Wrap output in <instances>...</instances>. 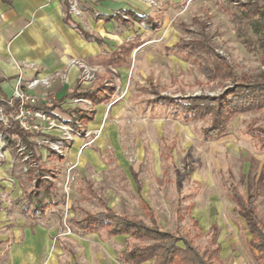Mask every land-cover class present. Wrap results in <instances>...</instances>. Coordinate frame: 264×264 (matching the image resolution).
Instances as JSON below:
<instances>
[{
	"label": "rangeland",
	"instance_id": "obj_1",
	"mask_svg": "<svg viewBox=\"0 0 264 264\" xmlns=\"http://www.w3.org/2000/svg\"><path fill=\"white\" fill-rule=\"evenodd\" d=\"M245 2L204 0L194 12L153 19L158 25L155 30L145 31L139 22L124 30L113 26L100 35L104 41L99 52L84 59L70 58L74 63L68 60L64 68L40 75L51 81L48 88L34 90L40 102L49 103L57 94L54 86L60 83V90L69 89L66 79L71 66L77 70L80 88L104 84L109 97L97 104L84 97L67 98L45 118L30 120L40 133L32 139L36 153L44 166L54 170L53 194L44 201L48 202L44 215L25 210L33 206V200L26 201L25 196L34 188L27 172L29 152L19 151L15 137L7 140V183L0 192V205L8 218L0 223L4 234L0 264H122L118 253L125 246V235L82 232L71 221L103 210L101 201L145 221L150 208L169 230L190 227L193 231L190 219L195 217L204 233L196 239L201 246L214 223L225 263L258 264L248 245L251 235L227 186L234 183L243 194H254L264 221V150L247 133L251 126L264 127V108L234 115L225 134L204 139L201 130L209 125V115L185 119L171 105L152 102L158 96H220L234 85L231 79L205 78L198 63L204 60L211 66L212 56L203 51L200 59L187 55L175 47L181 38L204 40L207 36V43L225 57L238 77L264 70L260 34L253 30L252 19L240 14ZM258 4L264 6V0ZM78 20L87 26L82 15ZM5 61L18 69L11 97L21 80L23 60L8 56ZM27 63L33 72L41 70L36 63ZM74 107L93 111V119L73 126L66 110ZM45 134L63 142H51ZM49 146L55 153L49 152Z\"/></svg>",
	"mask_w": 264,
	"mask_h": 264
},
{
	"label": "trees",
	"instance_id": "obj_2",
	"mask_svg": "<svg viewBox=\"0 0 264 264\" xmlns=\"http://www.w3.org/2000/svg\"><path fill=\"white\" fill-rule=\"evenodd\" d=\"M66 5V16L69 14L68 0H64ZM240 14L252 19L253 30L260 34L261 46L264 48V6L259 5L257 1L247 0L240 8ZM114 19L121 28H126L134 21L142 23L147 30H155L158 25L146 15H138L131 11L125 12V17L114 13L112 16H106L105 19ZM198 18H194V21ZM75 29L86 40H97L90 33H87L78 24H74ZM208 37L202 39H184L181 38L175 44V47L183 50L187 55H193L201 58V51L212 56V64L208 66L204 60H200L198 67L200 72L208 80H214L217 77L222 79H231L234 85L227 87L220 96L194 95L177 99L176 97L158 96L152 99V102L164 106L171 105L174 112H179L183 118L204 117L209 115L211 120L208 126L202 128L204 139H212L225 134L229 120L240 112L252 109L264 108V70L251 76L238 77L236 72L225 57L220 56L214 51L213 47L207 43ZM264 54V49H263ZM264 58V57H263ZM2 95V94H1ZM6 98V96H2ZM84 97L94 104L105 101L109 97V88L104 84H98L86 89L80 88L77 84L74 89L62 95L59 98L50 99L49 104L41 102L33 107L53 110L57 105L67 98ZM16 104V103H15ZM4 111L9 113L13 108L0 101ZM67 111L71 115L73 126L82 123L87 124L92 118L93 111L83 110L81 108H69ZM78 121V122H77ZM0 131L21 139L26 150L29 152L31 165L27 172L30 179L33 180V189L26 193V201L33 200V206L26 211L38 215H44L49 199L53 194V183L50 180L54 176V170L44 166L40 155L36 153L35 145L32 139L40 134L39 132L29 131L20 126L18 121L9 119L8 125L3 126L0 122ZM248 135L255 138L258 147L264 150V127H249ZM41 135H43L41 133ZM49 140L55 143L63 142V139L51 134H45ZM49 152L55 153L48 147ZM137 184L138 177L133 173ZM227 192L230 200L235 204L238 215L244 219L246 228L251 237L248 241L250 249L254 253V258L258 264H264V221L258 215L256 208V196L254 194H243L234 183H229ZM93 196H99L94 191ZM104 206L103 210L95 212H86L81 218H72L73 225L82 232H97L103 230L107 236L125 235V246L118 253V259L122 264H227L221 256V245L217 242V225L212 223L209 228V236L206 243L201 246L196 243V239L203 236V229L198 224L195 217H191L190 225L193 227L174 230L165 229L157 220V216L147 208L148 221L140 217L131 216L125 213H119L112 208ZM30 215V214H29ZM78 264V263H74Z\"/></svg>",
	"mask_w": 264,
	"mask_h": 264
},
{
	"label": "crops",
	"instance_id": "obj_3",
	"mask_svg": "<svg viewBox=\"0 0 264 264\" xmlns=\"http://www.w3.org/2000/svg\"><path fill=\"white\" fill-rule=\"evenodd\" d=\"M202 1L204 0H78L84 24L87 25L84 26L79 22V16L73 15L70 10L66 16L64 0H0V95L9 97L17 82L18 69L5 61L8 56L33 62L41 67L38 72L23 68L24 78L34 73H38V76L45 75L67 66L70 58L84 59L99 52L104 41L100 35L106 34L113 26L119 27L114 19L106 20V16L114 13L123 16L126 11H131L146 15L152 20L164 19L171 14L194 12L198 8L196 4ZM194 15L197 14H192V17ZM133 23L136 24L137 21ZM133 23L126 28H119L127 29ZM74 24H78L97 40L83 38ZM143 30L149 31L144 25ZM76 78L77 70L71 66L66 79L69 89L60 90L61 83L54 86V93L57 94L53 98L71 92L77 84ZM40 89L37 88L36 91H42ZM6 168L7 161L0 165V192L5 190L7 183L4 179ZM0 207V223L3 224L6 223L4 219L8 218V214L4 211V205ZM3 239L4 234L0 232V241Z\"/></svg>",
	"mask_w": 264,
	"mask_h": 264
},
{
	"label": "built area",
	"instance_id": "obj_4",
	"mask_svg": "<svg viewBox=\"0 0 264 264\" xmlns=\"http://www.w3.org/2000/svg\"><path fill=\"white\" fill-rule=\"evenodd\" d=\"M231 2L235 4H241L245 2V0H230ZM69 10L72 12L75 16L81 15V8L79 7L78 0H68ZM125 17V15H123ZM70 63H74L73 60H70ZM20 65L23 68H32V65L21 61ZM88 73V72H87ZM21 80H19L17 86L13 90V94L11 97H2L0 95V101L7 104L9 107L13 108L9 113H6L4 111V107L0 109V122L3 124V126H7L9 119L13 118L20 124L21 127L29 130L34 131V129H38V126L36 124H33L30 120H37V118H45L47 113H49L45 109H41L36 106L37 104L41 103L39 96H37L34 93V90L37 87L42 88H48L50 86V77L48 76H38V75H32L30 78L22 79V73L20 74ZM64 77V74L61 75V78ZM84 100L81 98H76L75 101ZM86 101V100H85ZM16 103V104H15ZM36 132V131H35ZM11 137L10 135H7L0 131V162L4 161L6 158V151H7V140H9ZM17 139V145L19 151H22V153H25V145L19 138ZM21 142V143H20ZM52 142V141H51ZM55 143V142H54ZM50 147V146H49ZM54 147L58 149L57 145L54 144ZM51 149H54L50 147ZM26 158L28 161V154H26ZM31 165V163H29ZM28 165V166H29Z\"/></svg>",
	"mask_w": 264,
	"mask_h": 264
}]
</instances>
